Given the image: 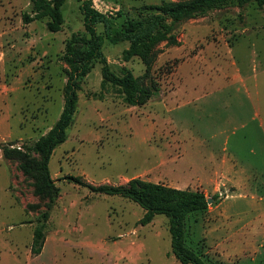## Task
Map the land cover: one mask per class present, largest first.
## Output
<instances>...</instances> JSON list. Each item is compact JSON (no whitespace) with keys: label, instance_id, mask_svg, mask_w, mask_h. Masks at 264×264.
Instances as JSON below:
<instances>
[{"label":"rangeland","instance_id":"obj_1","mask_svg":"<svg viewBox=\"0 0 264 264\" xmlns=\"http://www.w3.org/2000/svg\"><path fill=\"white\" fill-rule=\"evenodd\" d=\"M161 1L91 0L114 29ZM78 4L65 0L60 30L50 32L45 17L22 22L29 0H0V264H180L164 215L140 224L138 204L70 176L94 187L140 177L202 190L211 201L187 215L186 245L208 264H262L264 11L236 1L184 19L179 43L158 42L145 60L125 58L128 42H104L113 73L130 72L145 87L155 81L159 93L127 105L119 86L101 85V65L92 63L67 137L48 161L57 191L42 249L30 252L48 193L36 190L38 156L17 149L59 116L64 43L84 31Z\"/></svg>","mask_w":264,"mask_h":264},{"label":"trees","instance_id":"obj_2","mask_svg":"<svg viewBox=\"0 0 264 264\" xmlns=\"http://www.w3.org/2000/svg\"><path fill=\"white\" fill-rule=\"evenodd\" d=\"M65 0H29V9L21 13L23 23H29L41 18H47L45 27L50 32L60 30L63 22L62 5ZM77 1L82 15L84 31L74 32L64 43L62 60L66 65V81L63 86V103L58 118L43 134L30 142L23 143L19 152L25 157L33 154L38 156L37 172L39 182L38 192L48 193L46 210L42 213L41 222L35 226L32 233L30 252L40 253L45 240V222L52 208L53 197L57 191L54 179L48 169V161L53 149L65 141L67 128L71 124L77 110L78 90L81 78L88 72L94 61L100 63L101 85L110 83L122 89V101L127 105H138L159 93V86L150 81L148 86L138 83L130 72L119 76L113 73L103 53V44L128 42L124 56L129 59L137 56L145 60L152 47L161 41H171L178 44L175 31L186 18L204 15L212 8L229 1L238 4L254 2L264 11V0H162L159 4L143 5L138 17L129 18L119 29L112 27L110 16L99 11L91 0ZM97 25L102 26V32L97 31ZM22 171L29 172L23 164ZM72 181L87 186L90 190L106 195H117L138 204L142 216L138 223L148 224L155 215L167 218L170 233L171 252L180 264H208L200 254L185 243L184 222L187 215L207 207V197L202 190L176 188L161 182H153L140 177H132L123 185H100L94 187L77 176L69 177ZM264 264V262L262 263Z\"/></svg>","mask_w":264,"mask_h":264},{"label":"water","instance_id":"obj_3","mask_svg":"<svg viewBox=\"0 0 264 264\" xmlns=\"http://www.w3.org/2000/svg\"><path fill=\"white\" fill-rule=\"evenodd\" d=\"M211 201V198H207V202H210Z\"/></svg>","mask_w":264,"mask_h":264}]
</instances>
